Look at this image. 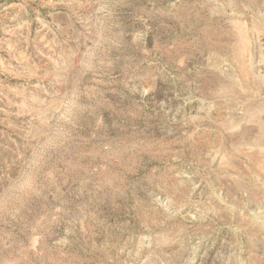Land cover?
<instances>
[{"label":"rangeland","instance_id":"obj_1","mask_svg":"<svg viewBox=\"0 0 264 264\" xmlns=\"http://www.w3.org/2000/svg\"><path fill=\"white\" fill-rule=\"evenodd\" d=\"M0 264H264V0H0Z\"/></svg>","mask_w":264,"mask_h":264}]
</instances>
